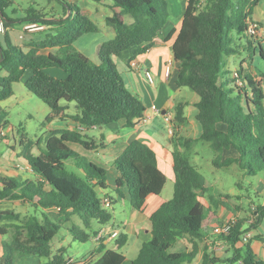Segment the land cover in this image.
<instances>
[{
    "label": "trees",
    "instance_id": "1",
    "mask_svg": "<svg viewBox=\"0 0 264 264\" xmlns=\"http://www.w3.org/2000/svg\"><path fill=\"white\" fill-rule=\"evenodd\" d=\"M60 1L64 7L59 16L32 6L25 10L26 23L37 22L48 28L33 32L23 47L11 39L7 29L9 22L14 21L7 12L14 0H0V16L6 27L4 44L0 41V101L10 98L13 83L21 81L50 107L48 122L60 118L72 119L77 124L75 129L49 130L45 147L38 155L32 153L33 143L23 135L20 144L32 177L20 180L0 175V202L25 201L40 210V214L22 217L13 209H0V235L14 228L12 237L3 242L0 264H14L19 254L44 257L48 264H73L71 258L53 253L52 242L64 225L72 222L70 231L74 239L87 242L113 220L115 202L103 192L109 189L108 170L70 143L89 151L97 150L105 143L89 137L85 129L120 121L125 127H133L144 117L146 108L140 96L128 89L115 57L134 48L136 54L147 52L170 16L168 0H90L112 10L105 23L115 31L113 38L101 44L97 64L74 43L83 34L99 31V26L78 3ZM255 4L256 0H187L181 27L171 47L178 64L177 85L199 96L197 119L202 132L198 140L207 143L214 152L212 165L217 169L235 165L252 177L264 174L263 78L246 72L241 64L237 69L243 81L240 86L234 75L228 78L222 66L226 56L239 53L245 45L261 46V37L248 33ZM127 15L132 17L131 22L126 21ZM233 30L247 40L246 44L231 42ZM45 49L49 51L45 53ZM261 55L264 57L262 46ZM50 68L62 70L63 77L49 73ZM63 101L75 102L78 112L70 114L69 104ZM184 107V103L177 104L176 122L186 119ZM1 128L0 121V133ZM184 147L173 150V196L151 214V239L142 244L131 264H193L200 243L205 242L206 249L207 239L216 235V228L224 223L216 216L218 200H212L213 207L200 200L206 187L200 170L190 160L188 147ZM227 150L236 154L224 156ZM69 162L73 169L68 168ZM114 165L120 173L114 191L125 197L121 188L127 187L135 210L143 211L148 197L160 195L166 185L167 177L158 166L156 151L142 140H132ZM105 198L110 199L111 207L104 204ZM54 208L57 214L49 211ZM258 211L259 215L255 210L252 215L260 219L264 207ZM255 221L251 227L256 226ZM245 222L244 218H238L231 231L222 236L230 255L227 258L206 255L205 262L264 264L253 253L250 240L246 243L242 240L251 229L244 227ZM255 238L264 241V235ZM127 240L125 232L115 241L116 248L108 247L102 240L95 252L80 263L124 264L127 257L122 248ZM180 240L192 243L191 249L174 250Z\"/></svg>",
    "mask_w": 264,
    "mask_h": 264
},
{
    "label": "crops",
    "instance_id": "2",
    "mask_svg": "<svg viewBox=\"0 0 264 264\" xmlns=\"http://www.w3.org/2000/svg\"><path fill=\"white\" fill-rule=\"evenodd\" d=\"M100 7L108 8L105 4L98 3V9H101ZM108 15L109 14L107 13L105 18ZM183 15L184 12L180 15L178 19H174L170 12V16L167 20L165 27L155 38L154 45L147 52L142 54H136L137 48H134L122 52L117 57H115V61L118 64L119 70L124 78L128 89L140 96L146 108L144 117L139 120L138 123L133 127H125L124 122L120 121L105 125L104 127H92L90 129H85V133L89 130H98V135H94L93 137L97 141H103L105 145L104 147H101L97 150L89 151L84 149L79 144L70 143V146L74 147V149L84 155H86L87 152H90L93 157H89V159L98 163L99 165L104 166L108 170V177H110V180L108 181L109 189L104 190L103 192L108 193L113 197L112 202L117 201L121 203L122 207L125 208L124 214L127 216V219L121 224L116 221H111L109 224L102 226L101 229L106 228L109 231L119 230L120 234H122V232H125L128 236L126 245L129 242L132 241L133 243V241L136 240V247L140 243L142 246L145 241L151 239V224L147 225V221L150 220V216L155 210H157L165 201L169 200L170 197H165L164 199L161 198L164 196L163 193L169 182L173 183L174 191L175 173L173 168V150L176 148L183 150L185 149L184 145L186 146V148L188 147L190 160L194 161V165L198 168V166L201 165L200 158L203 156L204 151L207 148L211 149L207 143L198 140L202 132L201 124L197 119L198 110L196 104L199 101V96L186 87H179L176 82L178 76V64L174 61L171 47L181 27ZM252 19L253 21H257L261 24L264 34V0H256V4L253 7ZM110 28L112 30L107 28L108 30L105 31L108 36H111V38H113L115 35V31L112 27ZM174 30L176 32L172 34V31ZM260 41L262 46V43L264 42V35L261 37ZM132 60L136 62V66L131 65ZM146 71H150L152 73V83L148 81L146 77ZM251 73L254 74L257 78L262 77L264 82V75H260L257 72L255 73V70L251 71ZM54 74L58 77H63V74L58 72L57 70L54 72ZM1 102L3 101H0V103ZM178 103H184L185 105L184 114L186 119L182 122H176L175 119L176 106ZM70 105L71 104H69V109L71 110ZM155 108H158L160 111L158 112ZM165 113L171 114L173 118L172 124H169L165 121ZM71 124H73V128H70ZM50 126L53 127L51 129H75L77 127V124L72 119L62 120L59 118V121H51ZM1 130L3 129L1 128ZM189 138H192L195 141L187 143L185 139ZM3 139L8 142L9 138L4 137ZM134 139L142 140L156 151L158 166L167 177V182L162 193L160 195L149 196L143 211L135 210L131 206L128 190L125 191V197H120L114 191L117 187L115 182L120 177V173L117 171L114 165V161L125 150L127 145ZM14 141L16 142V140ZM10 148L12 149V152L7 150L3 154H0V175L12 176L20 180L32 177L31 169L26 163V160L23 156L22 148L21 150H18L16 148V145L12 144H10ZM235 154L236 153L234 150H227L225 151L224 156ZM214 155L215 154L213 152L209 158L210 161L214 157ZM215 174L217 173L214 172L213 178L208 179V183L210 186H205L206 191L200 196V200L202 202V196L205 195V193L207 194V190L218 189V186L222 185L223 187L221 188L224 189L225 186L229 184L228 181L224 179V176L215 178ZM251 184L254 185L253 182H251ZM254 192V196L258 200L257 202L252 197H250V195L243 194L240 196L232 193V196H234L232 198L240 197L239 202L241 204H236L237 206H240L239 209L227 210L226 212L223 205V203L225 202L220 200L219 197H216L214 194L210 193L208 195V198L210 199V205H208L207 207H213L212 200H218L219 203L218 207L216 208L217 218L221 221H225L230 217L236 215L238 218L245 219V228L251 227L253 221L256 220V226L251 227L249 231L251 233L250 246L255 256L264 261V241L259 238H255V236L257 235H264V215L259 216L260 219L255 218L253 216H248L247 218L245 216H242L246 214V211L241 209V205H243V202H248L249 204H251L252 210H255L256 215L260 214V211H258V209L261 210V208L264 207V182L262 180L258 183L257 186L254 185ZM114 193L117 195L116 197L114 196ZM8 202L10 201L0 202V209H12L8 207H2L5 203ZM204 205L206 206L205 203ZM1 236L3 235H0V256L2 255L3 251V242H5L2 241ZM216 238L220 239V237H217L216 235L207 239L206 249V243H200L199 251L193 264H209L205 262L206 255L210 257L221 258H227L230 255L231 252L229 251V247L226 242L223 251H215L210 248V242L215 240ZM101 239L104 240L105 244H113V246L116 248V239L110 238L108 234L103 236ZM223 241L225 240L223 239ZM179 242L184 243L185 249H191L192 247V243L184 240L178 241L176 245H178ZM175 247L174 250H177L175 249ZM97 248L98 244L97 247L90 251V253L93 251L95 252ZM90 253H88V255H90ZM66 259H70V257H67ZM85 259L86 258H83L80 261H84ZM131 260L132 259H128L127 257L124 264H131ZM32 261L34 262L31 263ZM80 261L73 260V264H83L80 263ZM28 264H48V260L46 258L45 260L31 259L30 261H28Z\"/></svg>",
    "mask_w": 264,
    "mask_h": 264
},
{
    "label": "rangeland",
    "instance_id": "3",
    "mask_svg": "<svg viewBox=\"0 0 264 264\" xmlns=\"http://www.w3.org/2000/svg\"><path fill=\"white\" fill-rule=\"evenodd\" d=\"M69 1L71 3L80 4L81 8H83L84 13L91 17L100 28V30L97 32L83 34L74 43V46L77 49L87 55L94 63L98 64L100 61V46L104 41L111 38V36L107 35L105 30L112 29L106 25L104 18L107 13L109 15L112 14V10L104 7H100L101 9H98V3H95L90 0ZM168 3L172 17L174 19H178L180 15L184 12L186 0H168ZM31 6L38 10H41L43 13L58 16L63 14L64 7L60 0H14L13 7L7 10L10 16L14 19V21L12 20L9 22L10 26L7 29L9 31L11 39L23 47L27 45L29 40L33 37H31L32 33L38 32H29L24 29L25 24H27V21L23 20V18L26 16L25 10ZM125 18L127 22H131L133 20L130 15H127ZM230 39L233 44H246L247 42V40L242 36L238 35L235 30L230 33ZM0 41L4 44V32H0ZM254 46L248 47L245 45L244 49H242L239 53L226 56L224 58L222 70L224 72H227L228 78L233 77V72L239 69L241 64H243L244 70L246 72H251L255 70V73L257 72L260 75H264V57L261 55V46L258 43L254 44ZM262 47L264 50V42L262 43ZM43 51L46 53L49 51V49H45ZM56 69L57 68H50L47 71L53 74ZM57 70H59L58 72L63 73L62 70ZM228 71L230 72V74ZM30 74L31 71L28 70L27 75ZM63 103L71 104V110H68L70 114H75L78 112L75 102L67 103L66 101H63ZM0 108V121L3 129L0 133V154H3L7 150L12 152L10 144L16 145V148L18 150H21V148L23 147L21 146L20 142L22 140L23 135L26 136L28 140L32 141L33 144L31 150H33V153L36 155L39 154L40 150L44 149L45 147V141L49 135V130L53 128L52 126H50V122L53 120L59 121V118L53 119L50 122L47 121V116L51 112L50 107L39 97L33 94L21 81L13 83V95L8 99L3 100V102L0 103ZM5 112H7V114ZM70 128H73V124H71ZM86 133L89 137H93L94 135H98V130H89ZM4 137L9 138L8 142L3 139ZM14 140H16V142ZM212 153V150L207 148L204 151L203 156L200 158L201 165L198 166L201 174L203 175L202 180L204 181L205 186H210L208 183V179L213 178L214 172L218 174L214 175L215 178L224 176V179L228 181L229 184L225 186L224 189L221 188L223 187L222 185L218 186V189L207 190V194L205 193V195L202 196V200L206 204V206L210 205V199L208 198V195L210 193L214 194L216 197H219L220 200L225 202L223 203L225 212L227 210L232 209L237 210L240 207L236 205L237 203H240V197L232 198L234 197L232 196V193L240 196L243 194L250 195V197H252L257 202L258 200L254 196V185L257 186L261 180L264 182V174L260 173L259 175L253 177L245 175V172L235 165L218 170L212 165L211 161L209 160ZM86 156L88 158L93 157L90 152H87ZM191 162H193V164L195 163L194 161ZM68 168L73 169L71 162H69ZM109 180L110 177H108L107 179V185L109 184ZM251 182H253L254 185H252ZM121 190L125 192L128 189L127 187H122ZM163 195L164 196L161 197L162 199H164L165 197H172V182L168 183ZM114 196L116 197L117 195L114 193ZM241 206V209L246 211V214L242 216H245L246 218L248 216H253L251 204H249L248 202H243V205ZM2 207L12 208L16 212H19L22 217L30 216L32 214H40L39 209L34 208L25 201H10L8 203H5ZM113 209L114 219L112 221H116L119 224L125 222L127 216L124 214L125 208L122 207L121 203L116 201L114 203ZM49 211H52L53 214H57L58 212L55 210V208ZM75 221L79 222V219L75 218ZM148 224H151L150 220L147 221V225ZM71 226L72 222L66 223L64 225V228L61 229L56 235L52 242L53 253H60L66 258L70 257L75 261H80L81 259L86 258L88 253H90L92 249L97 247V244L99 246L100 242L103 239L98 238L97 234L92 235L90 240H88L87 242H80L78 240H75L73 234L70 231ZM13 233L14 228H11L8 234L1 236L2 241H8L12 237ZM136 243L137 241L134 240L133 243L131 241L123 247L122 250L128 257V259H133L139 252L141 243L137 247ZM108 247H113V244H108ZM175 249H185L184 243L179 242L178 245H176ZM31 259L45 260L44 257L19 254L14 258V264H28V261H30ZM33 262L34 261H32L31 263Z\"/></svg>",
    "mask_w": 264,
    "mask_h": 264
},
{
    "label": "built area",
    "instance_id": "4",
    "mask_svg": "<svg viewBox=\"0 0 264 264\" xmlns=\"http://www.w3.org/2000/svg\"><path fill=\"white\" fill-rule=\"evenodd\" d=\"M72 1H74V0H72ZM5 29H6V27H5L4 19L0 16V32H4ZM24 29L26 31H29V32L43 31V30L47 29V25L40 24V23H37V22H30V23L25 24ZM248 33L250 35H253V36L262 37L263 36V30H262L261 24L258 23L257 21H253V20L250 21L249 26H248ZM131 65L132 66H136V62L132 60L131 61ZM233 75L237 78L236 84H238L240 86L243 85V81L239 77L237 70L234 71ZM146 77H147V79H148V81L150 83L153 82V75H152V73L150 71H146ZM155 109L158 112L160 111L158 108H155ZM164 118H165V121L167 123L172 124L173 118H172L171 114L165 113L164 114ZM80 129H84V128L80 127ZM104 204L107 207H111L112 206L111 201H110L109 198H105L104 199ZM237 221H238V217L236 215H234V216L230 217L229 219L225 220L222 225H220V226H218L216 228V230H215L216 236L220 237V239L216 238L215 240L210 242L211 243L210 248L212 250H215V251H223L224 250L225 241H223L222 236L228 234L231 231V229L233 228V226L237 223ZM107 234H108V236H110V238H113V239H116V240L121 235L119 230H110L109 231L106 228H102L100 230L99 234H98V238H102L103 236H105ZM250 238H251V233L250 232H246L243 235L242 240H243L244 243H246V242H248L250 240ZM65 264H69V263H65Z\"/></svg>",
    "mask_w": 264,
    "mask_h": 264
},
{
    "label": "water",
    "instance_id": "5",
    "mask_svg": "<svg viewBox=\"0 0 264 264\" xmlns=\"http://www.w3.org/2000/svg\"><path fill=\"white\" fill-rule=\"evenodd\" d=\"M2 59V58H1Z\"/></svg>",
    "mask_w": 264,
    "mask_h": 264
}]
</instances>
